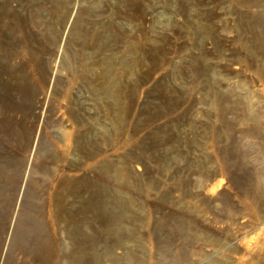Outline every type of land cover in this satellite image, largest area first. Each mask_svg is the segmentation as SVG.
<instances>
[{"label":"rangeland","instance_id":"rangeland-1","mask_svg":"<svg viewBox=\"0 0 264 264\" xmlns=\"http://www.w3.org/2000/svg\"><path fill=\"white\" fill-rule=\"evenodd\" d=\"M31 238L264 264V0H0V264Z\"/></svg>","mask_w":264,"mask_h":264},{"label":"bare ground","instance_id":"bare-ground-1","mask_svg":"<svg viewBox=\"0 0 264 264\" xmlns=\"http://www.w3.org/2000/svg\"><path fill=\"white\" fill-rule=\"evenodd\" d=\"M97 190H99V188H97ZM96 209H97L96 212L100 211L99 206H97ZM75 234L77 235V231H74L72 233V235ZM12 239L15 241L18 238H12ZM31 239H32V241L30 242L31 246H29L25 250V252L33 255H38L41 250L44 251V254L41 257L45 264H85L86 262V255L84 249H81L79 251H76V249H78V245L83 244L87 240H90V238H69V240L71 241V247L69 252L71 253L70 254L71 257L69 259H67L68 256H65L63 254L64 252L66 254L68 253V248H67L68 246H65L66 241H61L59 238H53V239L36 238V241H34L35 238H31ZM225 241H226L225 239L224 240L217 239L215 240L216 243L214 245L222 246L225 243ZM33 244L35 248L40 250L37 251L38 253L34 252L32 247ZM113 245L122 246L123 238H116ZM111 250L112 249H107V251L103 255H100L98 253L93 254L90 259L91 263L92 264H145V261L139 258L138 256H136L131 249L123 248L122 256L111 254L109 252ZM229 251L231 252V247L229 248ZM206 264H218V261L210 260Z\"/></svg>","mask_w":264,"mask_h":264}]
</instances>
